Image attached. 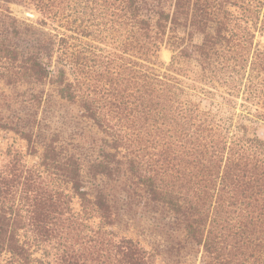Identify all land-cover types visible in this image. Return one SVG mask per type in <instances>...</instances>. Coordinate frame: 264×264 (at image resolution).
<instances>
[{
  "label": "trees",
  "instance_id": "1",
  "mask_svg": "<svg viewBox=\"0 0 264 264\" xmlns=\"http://www.w3.org/2000/svg\"><path fill=\"white\" fill-rule=\"evenodd\" d=\"M12 4L33 9L38 28L23 36ZM257 34L264 0H0V82L52 87L103 135L87 164L56 136L29 164L35 137L12 129L27 151L7 150L0 166V264H156L110 228L109 197L89 193L85 175L131 181L202 264H264Z\"/></svg>",
  "mask_w": 264,
  "mask_h": 264
},
{
  "label": "rangeland",
  "instance_id": "2",
  "mask_svg": "<svg viewBox=\"0 0 264 264\" xmlns=\"http://www.w3.org/2000/svg\"><path fill=\"white\" fill-rule=\"evenodd\" d=\"M10 12L23 36L26 29L32 32L38 28V15L30 7L12 4ZM26 13H31L34 18H29ZM17 41L26 44L32 40ZM193 41L199 42L200 36H195ZM256 41L264 45V34H257ZM159 56L162 63L168 64L171 53L163 48ZM199 104L203 110L215 108V104L206 98L199 100ZM12 129L30 130L35 137L37 153L36 156H26L29 164L38 161L42 142L53 136L66 151L87 164L97 157V144L103 137L94 124L82 116L77 106L60 100L52 87H10L0 82V166L7 150L26 155L25 140ZM259 133L264 139V126ZM84 182L89 193L102 191L108 195L115 214L110 228L120 236L139 242L155 255L156 264H202L201 247L187 241L174 224L172 215L165 208L149 202L147 195L131 181L125 178L92 179L85 175ZM74 205L78 209V201Z\"/></svg>",
  "mask_w": 264,
  "mask_h": 264
},
{
  "label": "water",
  "instance_id": "3",
  "mask_svg": "<svg viewBox=\"0 0 264 264\" xmlns=\"http://www.w3.org/2000/svg\"><path fill=\"white\" fill-rule=\"evenodd\" d=\"M26 16H28L29 18H34V16L31 13H26Z\"/></svg>",
  "mask_w": 264,
  "mask_h": 264
}]
</instances>
